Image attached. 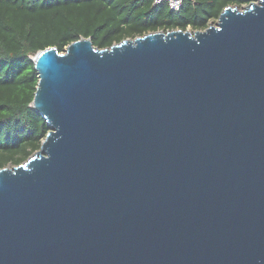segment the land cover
<instances>
[{
  "label": "water",
  "instance_id": "water-1",
  "mask_svg": "<svg viewBox=\"0 0 264 264\" xmlns=\"http://www.w3.org/2000/svg\"><path fill=\"white\" fill-rule=\"evenodd\" d=\"M33 61L50 131L0 168V264H264V0Z\"/></svg>",
  "mask_w": 264,
  "mask_h": 264
},
{
  "label": "trees",
  "instance_id": "trees-1",
  "mask_svg": "<svg viewBox=\"0 0 264 264\" xmlns=\"http://www.w3.org/2000/svg\"><path fill=\"white\" fill-rule=\"evenodd\" d=\"M251 0H183L178 10L155 0H0V168L17 166L50 131L32 102L39 75L33 57L91 38L109 48L154 31L203 30L224 8Z\"/></svg>",
  "mask_w": 264,
  "mask_h": 264
},
{
  "label": "built area",
  "instance_id": "built-area-1",
  "mask_svg": "<svg viewBox=\"0 0 264 264\" xmlns=\"http://www.w3.org/2000/svg\"><path fill=\"white\" fill-rule=\"evenodd\" d=\"M164 1L168 2L172 10H178L181 7L182 2H183V0H155V3L158 4Z\"/></svg>",
  "mask_w": 264,
  "mask_h": 264
},
{
  "label": "rangeland",
  "instance_id": "rangeland-1",
  "mask_svg": "<svg viewBox=\"0 0 264 264\" xmlns=\"http://www.w3.org/2000/svg\"><path fill=\"white\" fill-rule=\"evenodd\" d=\"M247 5H248V3H246V4L242 5V6H240L239 9L242 10V9H244V7H246ZM189 30H191V28H189ZM191 31H192V30H191Z\"/></svg>",
  "mask_w": 264,
  "mask_h": 264
}]
</instances>
